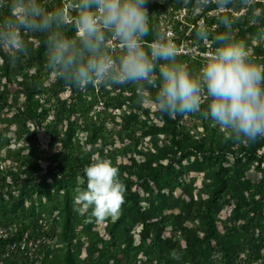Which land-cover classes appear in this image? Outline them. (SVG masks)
<instances>
[{
  "label": "trees",
  "instance_id": "trees-1",
  "mask_svg": "<svg viewBox=\"0 0 264 264\" xmlns=\"http://www.w3.org/2000/svg\"><path fill=\"white\" fill-rule=\"evenodd\" d=\"M41 2L49 11L63 7L72 25L71 0ZM146 7L154 32L166 36L170 26L174 37L167 38L177 48L185 40L196 47L198 53L177 54L196 71L216 45L193 44L194 31H223L218 12L193 11L183 0ZM226 11L234 19L231 39L240 43L264 26V0L246 7L236 0ZM25 40L27 51L15 61L0 50V110L27 140L6 151L12 137L0 130V228L7 231L0 264H264V138L235 141L199 113L164 115L148 98L154 89L75 87L49 70L46 36ZM250 57L264 64L262 46ZM94 158L110 161L125 185L115 220L74 211L78 183L87 184L83 169ZM43 236L57 241L40 243L31 255L21 249L25 237Z\"/></svg>",
  "mask_w": 264,
  "mask_h": 264
},
{
  "label": "clouds",
  "instance_id": "clouds-1",
  "mask_svg": "<svg viewBox=\"0 0 264 264\" xmlns=\"http://www.w3.org/2000/svg\"><path fill=\"white\" fill-rule=\"evenodd\" d=\"M149 2L71 0L69 11L75 19L68 25L63 7L49 11L41 0H0L7 8L0 18V50L15 61L27 51L26 35H44L49 70L75 87L133 84L141 93L154 89L148 98L164 115L199 113L235 141L264 138V64L231 39L234 19L226 10L236 0H183L193 11L214 8L223 29L214 37L207 25L195 29L193 44L212 40L216 45L196 71L178 58L165 34L154 32ZM239 3L246 7L248 0ZM148 38L150 47L145 44ZM112 41L119 46L115 50L109 46ZM83 174L86 189L74 196V211L90 210L98 220L118 211L126 191L118 169L94 158Z\"/></svg>",
  "mask_w": 264,
  "mask_h": 264
},
{
  "label": "rangeland",
  "instance_id": "rangeland-1",
  "mask_svg": "<svg viewBox=\"0 0 264 264\" xmlns=\"http://www.w3.org/2000/svg\"><path fill=\"white\" fill-rule=\"evenodd\" d=\"M157 1H160V0H157ZM247 37H248L249 42L242 41L241 43H243L245 45L247 51L249 52V55H251L258 46H262V48L264 49V26L254 27L253 30L247 32ZM185 48H187V46H185ZM68 93L69 92H65L63 94V96L67 97ZM15 128H16V125H14L7 117H4L3 111L0 110V130L3 131L5 133V135L12 137L10 145L5 146L6 151L8 149H10L11 147L12 148H19V147L23 146L27 141L25 137H21V138L17 137V135L15 133ZM80 137H81L82 144H85L84 138H82L81 134H80ZM46 139L47 138L44 136L43 132H41L40 144L46 146ZM41 155L48 157V155L44 151L42 152ZM203 177H204L203 174L200 173L198 175V181H202ZM85 189H86V187H85L83 181L80 180L78 183L77 191H83ZM84 212L85 211L81 212V216L84 214ZM119 215H120V207H119L118 211H116L113 214H110L107 217H110L111 220H115ZM86 221H88V220H86ZM97 227H98V224H97ZM100 230H101V232H104L103 229L100 228ZM61 247H64V245H62Z\"/></svg>",
  "mask_w": 264,
  "mask_h": 264
},
{
  "label": "built area",
  "instance_id": "built-area-1",
  "mask_svg": "<svg viewBox=\"0 0 264 264\" xmlns=\"http://www.w3.org/2000/svg\"><path fill=\"white\" fill-rule=\"evenodd\" d=\"M164 31L166 32V37L168 38H173L174 37V31L170 26H166L164 28ZM174 44V42H172ZM175 45V44H174ZM185 46H187V48H185ZM176 51L177 54H187V53H191V52H195L198 53V50L196 49V47H191L190 46V42L185 40L183 41V43L181 44V46L179 48L176 47ZM6 163H3V165H5ZM7 235V231L3 228H0V237H5ZM57 241V236L55 238H50L47 236H43L42 238H39L38 240H30L28 241L27 237H25L22 242H21V249L22 250H27V254L31 255L34 253V251L36 250V247L40 244V243H48V244H54ZM16 245H13L12 248H15Z\"/></svg>",
  "mask_w": 264,
  "mask_h": 264
}]
</instances>
